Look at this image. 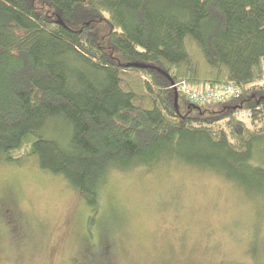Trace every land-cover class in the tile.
<instances>
[{
	"label": "trees",
	"instance_id": "16d2710c",
	"mask_svg": "<svg viewBox=\"0 0 264 264\" xmlns=\"http://www.w3.org/2000/svg\"><path fill=\"white\" fill-rule=\"evenodd\" d=\"M263 82L264 0H0V166L34 158L95 211L111 166L164 159L264 208ZM182 83L240 93L193 105Z\"/></svg>",
	"mask_w": 264,
	"mask_h": 264
},
{
	"label": "rangeland",
	"instance_id": "374dc122",
	"mask_svg": "<svg viewBox=\"0 0 264 264\" xmlns=\"http://www.w3.org/2000/svg\"><path fill=\"white\" fill-rule=\"evenodd\" d=\"M241 190L176 161L111 166L92 211L34 158L0 166V264H264V208Z\"/></svg>",
	"mask_w": 264,
	"mask_h": 264
},
{
	"label": "built area",
	"instance_id": "2783aa9c",
	"mask_svg": "<svg viewBox=\"0 0 264 264\" xmlns=\"http://www.w3.org/2000/svg\"><path fill=\"white\" fill-rule=\"evenodd\" d=\"M172 88L176 92H180L185 99L193 105L219 103L228 100L231 97H236L240 91L234 85H221V86H204L201 90H194L182 83L173 85ZM237 116L243 117L249 115L246 111H238Z\"/></svg>",
	"mask_w": 264,
	"mask_h": 264
},
{
	"label": "water",
	"instance_id": "95a60500",
	"mask_svg": "<svg viewBox=\"0 0 264 264\" xmlns=\"http://www.w3.org/2000/svg\"><path fill=\"white\" fill-rule=\"evenodd\" d=\"M133 67H144L142 65H138V64H131Z\"/></svg>",
	"mask_w": 264,
	"mask_h": 264
}]
</instances>
